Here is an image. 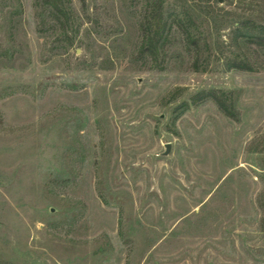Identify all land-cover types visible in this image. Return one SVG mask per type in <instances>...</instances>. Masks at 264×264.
<instances>
[{"label": "rangeland", "instance_id": "374dc122", "mask_svg": "<svg viewBox=\"0 0 264 264\" xmlns=\"http://www.w3.org/2000/svg\"><path fill=\"white\" fill-rule=\"evenodd\" d=\"M64 1L0 0V264H264V0H165L162 69L147 0Z\"/></svg>", "mask_w": 264, "mask_h": 264}, {"label": "trees", "instance_id": "16d2710c", "mask_svg": "<svg viewBox=\"0 0 264 264\" xmlns=\"http://www.w3.org/2000/svg\"><path fill=\"white\" fill-rule=\"evenodd\" d=\"M36 5L43 7L49 11L51 19L58 25L62 35L66 36L69 31H73L75 22L73 21V11L69 4L64 0H35ZM165 0H147L148 11L140 25L141 43L139 46V54L146 55L162 69V63H157L160 55L165 54L166 48L171 41V31L173 26L183 31L187 46H193L196 51L199 50L198 40L185 27L182 20L175 18L170 21L164 15ZM190 21V20H189ZM247 29L245 33L246 39L258 46L264 47V26L254 24L251 21L246 22ZM245 24V23H244ZM75 31H78L76 28ZM256 31V33H254ZM251 32V33H250ZM197 64V57L194 66ZM231 68L238 70L252 71L253 68L246 60L234 62Z\"/></svg>", "mask_w": 264, "mask_h": 264}, {"label": "water", "instance_id": "95a60500", "mask_svg": "<svg viewBox=\"0 0 264 264\" xmlns=\"http://www.w3.org/2000/svg\"><path fill=\"white\" fill-rule=\"evenodd\" d=\"M221 2V0H219ZM166 151H165V154H167L169 152V145H166Z\"/></svg>", "mask_w": 264, "mask_h": 264}]
</instances>
